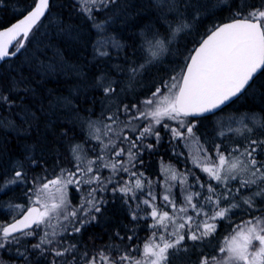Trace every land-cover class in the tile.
Wrapping results in <instances>:
<instances>
[{"label":"snow or ice","instance_id":"obj_1","mask_svg":"<svg viewBox=\"0 0 264 264\" xmlns=\"http://www.w3.org/2000/svg\"><path fill=\"white\" fill-rule=\"evenodd\" d=\"M71 6L96 32L93 61L115 68L89 78L71 65L78 83L105 98L96 119L90 110L82 119L66 98L55 107L51 93L48 103L39 98L43 81L69 70L59 44L37 42L31 63L41 83L23 75L7 85L0 80V128L39 134L66 106L64 115L84 133L81 144L71 139L75 127L60 129L67 155L48 160L28 149L0 177V193L26 186L25 202L9 205L14 213L0 220V250L14 246L22 264H264V115L245 113L226 128L214 123L230 103L264 90L257 83L264 77V0H148V16L132 0ZM217 6L230 12L227 22L213 23L195 47L171 58L176 38L191 35L201 14ZM51 7L52 0H34L0 31V62L23 54ZM132 25L140 31L129 46L117 26ZM59 32L69 46L81 39L63 22ZM162 142L177 160L195 143V155L187 154L191 167L165 165L161 157L159 174H146V157L158 155ZM109 205H119L128 222L112 221L109 230ZM222 225L231 229L220 238ZM97 227L107 241L94 234Z\"/></svg>","mask_w":264,"mask_h":264},{"label":"trees","instance_id":"obj_2","mask_svg":"<svg viewBox=\"0 0 264 264\" xmlns=\"http://www.w3.org/2000/svg\"><path fill=\"white\" fill-rule=\"evenodd\" d=\"M33 2L34 0H2V3H0V30L15 23V19L18 21L19 18L21 19L25 16L27 12L32 9ZM73 2L74 0H52L51 15H47L37 26L40 28L39 35L33 40L31 34L29 41L25 44V48L21 50L23 54H18L16 57L5 61L1 65L0 80L7 85L9 77L23 75L30 80H36L37 83H41L39 76L36 75V65L31 63L36 51L37 42L40 41L43 42V44H47L51 41L53 44H59L70 62L69 70L64 74L58 76L54 75L48 80L43 81L42 87L38 89L40 93L39 98L43 99L45 103H48V94L51 93L54 107L57 98H66L81 109L80 116L82 119H87L85 110H90L95 113L96 115H94L92 119H96L99 115V109L102 106L101 102H103L105 98L91 87L85 88L83 84L78 83L80 76L75 75L71 71V65L74 64L81 67L84 70V74L89 78L94 77L101 71H114L115 66H111L110 63H105L103 61H93L91 45L96 39V32L89 26V22L80 15L78 9L71 6ZM132 2L145 6L137 8V11L143 16L150 15L152 10L147 8L148 0H132ZM204 2L216 4V0H204ZM253 2L259 3V0H253ZM229 17L230 12L218 6L211 7L203 12L200 21L195 25L191 35L182 34L176 38L172 46L171 58L175 59L179 55L185 54L190 47H195L194 42L198 41L205 34L206 30L211 28L213 23L219 24L221 22H227ZM61 22L79 29L81 39L78 43L69 46L66 41L61 38L59 32V25ZM142 23H147V20L142 21ZM117 28L119 35L123 37L124 42L129 46L133 44L136 33L140 31V29L134 25L117 26ZM35 31L34 29L33 32ZM116 34V32H113V35ZM168 58L169 57H166V59ZM165 66L168 67V65ZM152 75H156V73H152ZM148 82L149 81H145V83ZM257 83L258 85L264 84V77H261ZM136 91L140 92L142 89L137 88ZM261 91L249 93L247 96H243L241 99L233 102L220 113V115L214 118V123L216 124L217 121H220L217 120L218 118H224V115H243L245 113L264 115V95L261 94ZM73 97H75V99H73ZM90 97H95V103L90 101ZM66 111L70 112L66 106L60 108L57 113L59 121H57V116L53 115V125L49 129H45L44 126L41 125L39 134L36 132H32L31 135L19 134L8 124L0 128V177L10 173L18 159L28 149H32V154L37 158L44 155V158L48 160H52L53 157L61 154L67 155L69 142L61 140L59 136V130L62 128L75 127L76 131L70 134L71 139L77 143L83 144L82 136L84 133L81 132L80 125L76 124L74 126L72 123L74 117L71 115H64ZM3 117L9 118L10 114L3 113ZM205 127L209 132L213 130L209 122L205 123ZM84 147L87 148L89 145L84 144ZM181 151L185 152V157L177 160V158L172 155L169 145L166 142H162L158 155L146 157V174L153 176L159 174V161L161 157H163L164 163L175 165L177 168L184 166V162H187V166L190 167L191 164L187 157L188 151L186 148H182ZM197 173L199 174V170H197ZM32 174H38V170L35 173H30V175ZM25 187L26 186H19L15 190L8 191L6 194L0 193V220L7 221L9 219V212L5 211V206L8 205L11 200H14V198L16 199L24 195ZM74 195L73 193V196ZM109 208V215L112 218L109 221V230L115 226L112 221L119 223V221L123 219L124 223L128 222L127 217L123 214L119 205H109ZM230 229L231 225L227 227L222 225L218 230V236L222 238L228 234ZM94 234L96 236L102 235L104 240H108V236L104 235L99 227L94 230ZM85 239H87V237ZM13 248L14 246L10 247L12 250L9 249L7 252L0 250V264H22L23 258L17 257Z\"/></svg>","mask_w":264,"mask_h":264},{"label":"rangeland","instance_id":"obj_3","mask_svg":"<svg viewBox=\"0 0 264 264\" xmlns=\"http://www.w3.org/2000/svg\"><path fill=\"white\" fill-rule=\"evenodd\" d=\"M30 37V36H29ZM237 117V118H236ZM242 117V115H229V116H227V115H224V118H222V117H220V118H218L217 120H220V121H217L216 122V125H220V127H222V128H226L227 126H229V125H233V126H235V121H236V119L238 120V119H240ZM233 119H234V121H233ZM196 144L195 143H193L192 145H191V147L190 148H186V150L188 151V152H192L193 153V155H195V153H196ZM188 154V153H187ZM185 164L187 163V162H184ZM185 164H183V165H185ZM190 164H191V162H190ZM165 165H169V163H165ZM170 165H172V164H170ZM191 167V166H190ZM177 168V167H176ZM168 174H170V173H168ZM25 196L24 195H21L19 198H14V200H11V202L10 203H8V205H6L5 206V211L6 212H9L8 213V215H10V214H13L14 213V211H15V209L14 208H12V207H10L9 205H14V204H16V203H24L25 202Z\"/></svg>","mask_w":264,"mask_h":264},{"label":"water","instance_id":"obj_4","mask_svg":"<svg viewBox=\"0 0 264 264\" xmlns=\"http://www.w3.org/2000/svg\"><path fill=\"white\" fill-rule=\"evenodd\" d=\"M46 16H47V14H46ZM46 16H45V17H46ZM23 17H24V16H23ZM23 17H22V18H23ZM45 17H44V18H45ZM22 18H21V19H22ZM44 18H42L41 21H42ZM19 20H20V19H19ZM19 20H18V21H19ZM18 21H16L15 23H17ZM41 21H40V23H41ZM15 23H13L12 25H14ZM40 23H39V24H40ZM39 24H38V25H39ZM12 25H10V26H12ZM38 25H37V26H38ZM10 26H8V27H6V28H4V29H1L0 31L6 30V29L9 28ZM33 30H34V29H33ZM30 35H31V34H30ZM30 35H29V36H30ZM11 50H12V49L10 48L9 51H11ZM17 55H18V54H17ZM17 55H16V56H17ZM16 56H15V57H16ZM12 58H14V57L7 58L5 61H7V60H9V59H12ZM5 61L0 62V67H1V65H2ZM232 103H233V102H232ZM232 103H230L229 106H230ZM227 107H228V106H227ZM227 107H226V108H227Z\"/></svg>","mask_w":264,"mask_h":264},{"label":"bare ground","instance_id":"obj_5","mask_svg":"<svg viewBox=\"0 0 264 264\" xmlns=\"http://www.w3.org/2000/svg\"><path fill=\"white\" fill-rule=\"evenodd\" d=\"M2 6V5H1ZM24 15V14H23ZM206 16H207V14H206ZM206 18V17H205ZM209 18V17H208ZM18 19V18H17ZM20 19V18H19ZM15 22H16V19H15ZM207 24H208V22H207ZM11 25V24H10ZM8 26V25H7ZM203 27V26H202ZM2 28V27H1ZM203 31V30H202ZM100 65H102V64H100ZM112 66V65H111ZM237 118V117H236ZM237 120V119H236ZM233 121H234V119H233ZM14 249V248H13ZM10 250H12V249H10ZM14 251V250H13ZM15 253V252H14ZM12 254V253H11Z\"/></svg>","mask_w":264,"mask_h":264}]
</instances>
